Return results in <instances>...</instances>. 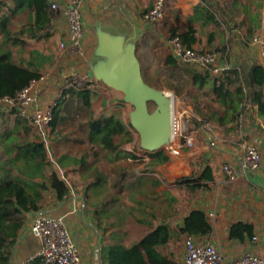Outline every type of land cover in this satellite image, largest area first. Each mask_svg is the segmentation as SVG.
I'll use <instances>...</instances> for the list:
<instances>
[{"label":"crops","instance_id":"crops-1","mask_svg":"<svg viewBox=\"0 0 264 264\" xmlns=\"http://www.w3.org/2000/svg\"><path fill=\"white\" fill-rule=\"evenodd\" d=\"M154 1L82 0L81 55L59 49L66 23L61 18L49 21V35L41 38L45 43L40 50L45 59L40 66L42 76L35 87L39 104L45 106L54 99L59 104L53 123L41 129L44 132H39L29 123L32 127L30 136L44 141L53 167L73 179L69 182L62 175L69 186L67 195L62 199H58L47 184L41 208L25 214L10 264L22 261H26V264H47L37 257L41 243L29 230L33 219L41 214L63 216L79 249L81 264H107L103 257L104 250L115 245L130 246L160 223L167 225L171 238L165 252L181 264L186 235L181 228L184 216L192 209L204 211L212 226L211 231L200 238L213 243L226 258L238 259L246 253L264 256V84L261 87L263 108L257 102L250 101L236 127H232L228 121L221 127H211L195 109L197 101L194 94L200 97L202 88L194 83L190 72L175 74L180 80L188 82V89L182 98L180 95L183 92L178 95L170 87L169 90L176 96L172 105L173 108L177 106L182 110L184 107L191 111L181 121L189 119L185 134L192 137L193 143L186 145V135L179 136L177 145L185 147V151L179 153L176 161H170L163 143L159 148L169 156L168 161L157 164L153 169L143 168L142 172L127 171L128 167L125 169V165L119 163L125 160L127 166L134 168L132 163L139 160L144 165L150 159L147 150L141 154V151L128 149L127 152L120 148L119 154H108L97 144L96 134L92 133L90 127L92 120L109 115L122 116L125 103H129L125 100L124 92L99 79L104 86L99 91H90L89 104L86 105L71 86L73 72L87 75L90 68H110L117 57L130 47L138 58L141 71L144 67L142 61L149 70L152 67L149 62L156 63V60L159 72L162 68L166 69L171 66L165 63L166 56L170 54L167 47L170 28L178 25L179 30L183 31L188 24V16L192 17L190 24L197 30L198 39L194 48L218 51L220 60L228 65V69L242 65H260L264 68L260 46L253 42L255 35L264 34V0H165L161 19H144L143 13ZM11 5L13 0H2V15L10 12ZM14 26L17 29L21 24L15 21ZM142 45L145 47L140 50ZM153 45L159 47L156 59L145 52ZM228 69L222 74L210 75L220 76ZM149 77L151 81L147 79V84L163 90V87L156 85V76L150 74ZM203 97L208 99L206 95ZM16 116L17 113L9 112L0 104V159L1 132L14 127ZM121 119L129 132L135 131L129 122L126 124L123 117ZM115 138L119 140V136ZM133 139L132 136L131 142ZM248 144L258 148L263 165L256 171L241 172L233 181L227 180L221 165L225 162L238 164ZM125 156L127 158H123ZM104 164L109 168L114 165L121 168L119 180H108ZM206 168L209 176L201 177ZM134 173H140L139 182L144 186L141 193L134 189V185H127L128 182H135ZM177 175H193L198 180L180 183L172 179ZM157 180L159 183H156ZM194 183L206 187L192 188L191 184ZM108 193L115 196L121 214L112 212L113 204L108 200L105 208L98 207ZM238 222L248 224L251 231H242V227H239L235 235H231L232 227Z\"/></svg>","mask_w":264,"mask_h":264},{"label":"trees","instance_id":"trees-1","mask_svg":"<svg viewBox=\"0 0 264 264\" xmlns=\"http://www.w3.org/2000/svg\"><path fill=\"white\" fill-rule=\"evenodd\" d=\"M0 5H2V0H0ZM9 10L10 12L0 16L2 31V36H0V98L15 97L17 92L31 80L42 76L40 66L45 61L42 53L37 49H31L26 54L22 45L30 39H41L49 35L47 28L50 15L45 0H13V5L9 7ZM187 19L188 24L183 31H180L177 25L170 28L169 36H178L186 46L193 47L198 39L197 30L190 24L192 17L188 16ZM15 21L21 24L16 32L11 30V24L14 26ZM18 43L21 44L20 48L23 50L19 49L15 52L12 47ZM176 61L171 54L165 58V63L171 66L177 65ZM190 74L194 83L202 88V97L194 94L197 101L195 109L211 127H221L227 121L232 123V127H236L246 104L250 101L257 102L259 107L263 108L261 87L264 84V68L260 65L232 67L220 76H211L208 70L204 73L193 70ZM74 91L82 97L86 105L89 104L90 90L75 89ZM204 95L208 96L207 100L203 97ZM201 99L202 104H200ZM58 104L59 102L54 108L51 123L55 120ZM7 109L9 112L17 113L15 108ZM29 123L27 118L17 114L14 127L1 132L0 264H10L14 244L25 221V214L36 212L41 208L47 184L53 189L58 199L64 198L69 191L65 179L53 167L44 141L30 136L32 127ZM90 127L92 133L96 134L97 144L102 150L115 152L120 149L122 143L132 140L130 132L118 115L92 120ZM116 136L123 138L118 141ZM147 154L150 159L144 169H153L157 164L169 159V156L160 148L147 151ZM48 168L50 172L45 174ZM207 172L208 168L201 177H208ZM197 180L198 178L193 175H186L179 177L176 182L193 183ZM134 181L132 183L126 181V183L128 186L133 187L134 185V189L141 193L144 186L140 184L139 176H136ZM156 183L159 181L157 180ZM191 187L205 188L206 185L194 183ZM239 227H242V231H251L248 224L238 222L232 227L231 235H235L234 232ZM211 228L205 212L192 209L183 218L181 232L200 238L207 235ZM170 240L167 225L160 223L140 236L139 240L130 246L108 247L104 250L103 257L107 264H178L170 254L165 252V247Z\"/></svg>","mask_w":264,"mask_h":264},{"label":"built area","instance_id":"built-area-1","mask_svg":"<svg viewBox=\"0 0 264 264\" xmlns=\"http://www.w3.org/2000/svg\"><path fill=\"white\" fill-rule=\"evenodd\" d=\"M49 18H61L66 23V31L59 42L60 50H67L73 55L82 54V0H45ZM165 0H155L153 5L143 13V18L151 21L164 16ZM258 43L264 58V34H257L253 38ZM169 53L180 63L194 66L199 70H208L212 75L222 74L228 65L220 60L218 51L200 50L186 46L178 36H170L167 40ZM71 86L76 90L87 89L99 91L104 83L86 74L73 72ZM38 79L31 80L19 90L15 97H2L0 104L5 108H15L17 114L27 118L33 127L43 129L47 127L54 116L57 100L54 99L42 106L37 102ZM189 119L181 121L174 109L170 118V129L165 144L167 154H178V138L185 134ZM186 135V134H185ZM184 143L191 145L192 137L184 136ZM262 157L258 148L252 144L245 145L244 152L238 164L225 162L221 170L227 180L233 181L241 172L256 171L262 166ZM30 232L40 240L41 247L37 253L47 264H81L80 252L77 248L63 216L41 214L35 217L29 228ZM254 238H256L254 236ZM183 256L181 264H264V256L246 253L238 259H228L213 243L186 234L183 240ZM17 264H26L22 261Z\"/></svg>","mask_w":264,"mask_h":264},{"label":"water","instance_id":"water-1","mask_svg":"<svg viewBox=\"0 0 264 264\" xmlns=\"http://www.w3.org/2000/svg\"><path fill=\"white\" fill-rule=\"evenodd\" d=\"M87 75L124 92L125 100L133 106L129 123L138 134L143 149L153 151L166 142L173 98L143 80L138 58L131 47L120 54L110 68H90Z\"/></svg>","mask_w":264,"mask_h":264},{"label":"rangeland","instance_id":"rangeland-1","mask_svg":"<svg viewBox=\"0 0 264 264\" xmlns=\"http://www.w3.org/2000/svg\"><path fill=\"white\" fill-rule=\"evenodd\" d=\"M8 2H9V0H7ZM0 15H2V5L0 6ZM14 22V21H13ZM1 26V25H0ZM11 30H13L14 32H16V28H14V26L11 24ZM2 34V31H1V29H0V36H2L1 35ZM15 35H16V33H15ZM26 43H24L22 46H23V49H21L20 47H21V44L20 43H18V44H16V45H14L12 48L14 49V51L15 52H17L19 49H21V50H23V51H25V53L26 54H28L29 52H30V50L31 49H36L37 48V50H41L42 51V49L44 48V45H45V43L44 42H42L41 41V39H30V40H28V41H25ZM143 47H145L144 45H142V48L140 47V50H143ZM164 48V47H163ZM149 50H147V51H145V52H147V54L148 55H152L153 56V59L155 58H158V55H159V47H157V45L156 46H151V47H149L148 48ZM164 49H166V48H164ZM167 50V49H166ZM40 51V52H41ZM163 52V51H162ZM146 54V55H147ZM139 55H141V51H140V53H139ZM156 63H153V61L152 62H149V64L151 63V65H152V67H151V70H149L147 67H146V63L145 62H143L142 61V63H144L143 65H144V67L142 68V71H141V75H142V78H143V80L146 82V81H148V80H150L151 81V77H149L150 76V74L151 75H153V77L154 76H156V78H154V81H155V83H156V85H158V86H160V87H163V90H164V87H166V89L164 90V91H166V92H168L171 96H172V98H173V100H175L176 101V96H175V93L177 94L178 93V95H180V93L181 92H183V94H181L180 96L182 97V98H184V96H185V90L186 89H188V82H185L184 80H180L178 77H176L175 76V74H178L179 72L180 73H184V74H188L189 72H193V70H199V69H197L196 67H194V66H189V65H186V64H179V63H177V65H172V66H167L166 67V69H160V72L158 71V67H157V63H158V61L156 60L155 61ZM151 71V72H150ZM150 73V74H149ZM155 73H156V75H155ZM146 76V77H145ZM148 79V80H147ZM147 83V82H146ZM173 89V90H175L176 92L174 93V92H171L169 89H171V88ZM193 98V97H192ZM182 101V100H181ZM193 101H195V99L193 98ZM189 103H191V102H189ZM180 104V103H179ZM153 107V105L151 106V108ZM133 108L131 107V105L128 103H125V107H124V111H123V113H122V116L121 117H123V119L126 121V124H128V122H129V112L132 110ZM174 112H175V114L178 116V118L180 119V120H185L186 119V116H187V114L189 113L190 114V110H188V109H186V108H184L183 107V109L182 110H180L179 108H177V106H174ZM98 112V111H97ZM189 126V125H188ZM35 128V127H34ZM36 130L38 129V128H35ZM132 130V129H131ZM38 131L40 132V131H45V130H41V129H38ZM131 132V134H132V132H134L133 134H132V136H133V141L131 142H129V143H126L125 144V142L124 143H122L121 144V146H120V148L121 149H124V150H128V149H133L134 151L136 150V151H141V154L142 153H145V149L143 150H141L140 148H141V146H140V144H139V136H138V134L135 132V131H130ZM42 134V133H41ZM32 137V136H31ZM34 137V136H33ZM118 137V136H117ZM35 139H37L36 138V136L34 137ZM122 136L120 137L119 136V140L118 141H120V140H122ZM138 146H140V148H138ZM139 150H138V149ZM184 151H185V147H179L178 148V154H169L170 155V161H176V159L178 158V156L181 154V153H184ZM104 152H106V153H108V154H119V152H120V150H117V151H111V150H104ZM128 152V151H127ZM180 153V154H179ZM123 158H127V156H125V157H123ZM123 158H119L120 160H122ZM175 159V160H174ZM119 164H123V165H125V169L127 168V171H134L135 170V172H142V170H143V168H144V166H146V164H144L143 165V163H142V161H139V160H137V161H135V162H133L132 164L134 165V168H130L129 166H127V162H125V160L124 161H120V163ZM103 167L104 168H106V175L108 176V180H112V179H115L116 178V180H119L118 179V172H119V170H121V168L119 167V166H117V165H114L113 167H111V168H109V166H107V165H103ZM49 172H50V169L48 168V169H46L45 170V174H49ZM61 176L62 175H64V177H66L67 178V176H66V174L64 173H60V172H58ZM135 174V173H134ZM127 175H129V174H127ZM139 175H140V173H139ZM137 173L135 174V176H139ZM72 176H70L69 175V178H67V180L69 181V182H71V179H73V177L71 178ZM128 177H130V175L128 176ZM127 177V180L128 179H130V178H128ZM181 177V176H180ZM179 178V176L177 175V176H174L172 179L173 180H177ZM128 181H130V180H128ZM157 189H159V188H157ZM103 191V190H102ZM101 192V191H100ZM45 193V192H44ZM104 200L103 201H101L99 204H98V207H102V208H105L106 207V205H105V203H106V201L108 200L109 202L111 201V204H113V209L114 210H112V212H114L115 214H117V215H119V214H121V210H120V208H119V206L120 205H118L117 203H118V201L116 200V198H115V196L112 194V193H108V194H106L104 197ZM129 199V198H128ZM126 211L124 210L123 211V213H125Z\"/></svg>","mask_w":264,"mask_h":264},{"label":"bare ground","instance_id":"bare-ground-1","mask_svg":"<svg viewBox=\"0 0 264 264\" xmlns=\"http://www.w3.org/2000/svg\"><path fill=\"white\" fill-rule=\"evenodd\" d=\"M172 97V96H171ZM172 110H173V105H172Z\"/></svg>","mask_w":264,"mask_h":264}]
</instances>
